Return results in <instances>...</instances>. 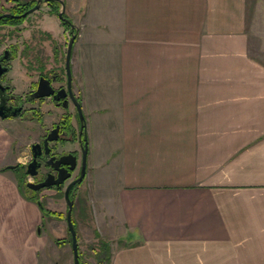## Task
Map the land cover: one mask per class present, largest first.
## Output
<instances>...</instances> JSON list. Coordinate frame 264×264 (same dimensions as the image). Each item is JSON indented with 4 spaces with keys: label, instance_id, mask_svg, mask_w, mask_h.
<instances>
[{
    "label": "crops",
    "instance_id": "obj_1",
    "mask_svg": "<svg viewBox=\"0 0 264 264\" xmlns=\"http://www.w3.org/2000/svg\"><path fill=\"white\" fill-rule=\"evenodd\" d=\"M256 14L254 0H104L101 23L89 12L87 47L101 51L72 59L92 114L89 165L95 132L103 167L121 176L116 190H93L96 224L118 242L104 264H264ZM18 119L0 117V264H42L44 211L13 168L34 140L15 134ZM116 127L119 139L101 135Z\"/></svg>",
    "mask_w": 264,
    "mask_h": 264
},
{
    "label": "rangeland",
    "instance_id": "obj_2",
    "mask_svg": "<svg viewBox=\"0 0 264 264\" xmlns=\"http://www.w3.org/2000/svg\"><path fill=\"white\" fill-rule=\"evenodd\" d=\"M30 1L31 0H0V11L9 10L12 8L11 5L14 2L18 5L19 3L24 4ZM63 1L66 7L65 14L73 20L79 31V40L74 43L72 59L73 56H83L86 52L89 53V51L90 53L91 51L93 53H97L98 50L101 51V48L95 46L93 42L91 43L97 48L87 47L86 41L90 39L91 32L89 33L86 25H88L89 12H93V10L97 14L96 20L100 23L102 22L104 0ZM254 3L256 11L260 13L255 16L256 28L259 35L258 39L261 42L263 41L264 47V0H254ZM54 9L58 11V6L43 4L40 9L32 13L25 21L19 22L18 26H5L0 28V54L4 49H11L14 55L21 57V59H15L11 62L13 71L8 73V76L14 78L16 93L25 95V93L29 91L30 82L37 79V72H32L31 78L26 75V68L28 67L26 64H28V61H30L29 70L36 69L34 65L36 66L42 62L39 57L42 59L54 57L56 64L61 65L63 68L65 67V55L71 33L70 29L58 18ZM98 35L99 45L103 36L102 30L98 32ZM46 63H48V65H54L52 61H46ZM72 66H74L73 63ZM78 95L80 99L83 100L82 95ZM34 104L39 106L46 116V127L49 128L51 122L60 114L61 109H58V112L48 99L45 103L39 104L38 102H34ZM100 107L101 105L99 104L97 108ZM48 110H51V114L56 113V116L50 117ZM82 111L85 119L86 113L88 114V118H90V120L92 119L91 112L85 111L83 108ZM11 127L15 134L20 137V140L24 141L28 139H38L39 135L43 132L38 126L30 127L20 119L17 120V123L12 124ZM108 133L111 134V137L114 136L116 140L120 138V129L117 127L109 129V131H106V134L103 133L102 129L101 135L103 134V137L105 135L106 139ZM90 138V149L92 153L89 165L88 152V173L83 181L76 186L71 196L75 201V206L72 211V220L77 232L81 263L100 264V262H104V260L110 257L112 245H116L118 242H109L105 237L109 234L104 233L102 227L99 228L96 224V212L101 211L99 208L101 201H99L98 198L102 196V193H109L116 190L121 184V176L119 174L110 175V167H103L104 164H102V161L104 156L97 151L98 146V150L103 152V139L101 138V144L97 145L98 139L95 137V132L90 133ZM68 148L69 147H67V149ZM107 154L108 152L105 156H107ZM94 157L97 158L95 161ZM95 162L97 163L96 166L94 165ZM98 162L100 163L98 164ZM105 162L106 160L104 163ZM28 179L33 180L31 177H28ZM26 180L27 177H20L22 190L31 194L25 187ZM93 190L99 191L100 196L99 193L94 194ZM63 195V191L57 192L55 188L35 192L36 198L43 203L45 209L41 230L47 239V250L42 264H73L71 234L66 223L67 203Z\"/></svg>",
    "mask_w": 264,
    "mask_h": 264
},
{
    "label": "flooded vegetation",
    "instance_id": "obj_3",
    "mask_svg": "<svg viewBox=\"0 0 264 264\" xmlns=\"http://www.w3.org/2000/svg\"><path fill=\"white\" fill-rule=\"evenodd\" d=\"M37 3H38V0H31L30 2L27 3L26 7H23L22 5H20L18 9L15 10L13 7L17 3L14 2L11 5L12 8L6 11H0V15L4 13H11L13 15H21L22 13L29 10ZM43 4H49L51 6H55V5L58 6V11H56L57 16H58V12L61 9V4L58 1H55V0L44 1L43 0L41 3V6ZM32 13L26 16H22L20 18L3 17L0 19V28L5 27V26L6 27L18 26V23L8 22V19L25 21ZM64 16L68 19H71L66 14H64ZM61 22H63V24L66 25L68 29H70L69 23L64 22L63 20H61ZM6 52H7V57H5ZM0 59H2L1 60L2 66L7 67V71L2 73L0 77V83L3 86V89H0V104L4 107L10 108L11 111L18 109L16 116H9L7 118H19L22 120H33L36 118L41 123V125L39 126L40 130L42 129L43 131L39 135L38 139H34L28 145L27 155L25 156L26 161L22 165L21 164L15 165L13 168L17 169V173L18 175H20V177H27V180L25 182V187L32 195L35 196L36 191L38 192V191H41L44 189H50V188H55L57 192L63 191V193L65 194L67 187L71 183L76 181L82 173L83 150L85 149L86 140L88 142V151H87V158H86L85 176L83 177V179L87 176V173H88L89 137H88V132H87V119H84L83 130L81 131L82 123L79 118L78 108L74 102V98L81 104L82 108L83 106H82V101L74 87L72 57H71V64H70L71 91L68 88V77H67V72H65L66 67L63 68L61 67V65L56 64V62L54 61V57L48 58V59L46 58L42 59L39 57V59L42 60V62L40 63L38 62L39 64H37L36 66L34 65L36 69L29 70L30 68L28 67L30 65L29 63L30 61H28V64H26L28 66L26 68V72H27L26 75L29 78H31L32 72H37L38 75L35 81L30 82L29 91L26 92L25 95L15 92L16 84H15L14 78L12 76H8L9 75L8 73L13 71V65L11 62L15 59H21V57H17L16 55H14L11 49H4L3 52L0 54ZM46 61H52L54 65H48ZM64 66H65V63H64ZM42 78L48 80L50 87L54 90V93L50 96L36 97L34 96V94L37 93L38 88H39V83ZM63 93L65 94V96H61ZM55 95H60V98L56 99L54 97ZM47 99L57 110L61 109L60 114L57 116H56V113L51 114V110L50 111L48 110L49 112L48 114L50 117L54 115L57 117L54 121L51 122L49 128L46 127L47 126L46 116L41 111L40 107L34 104V102H38L39 104L45 103ZM85 120H86V123H85ZM34 143H39L40 147H37L33 150L32 144ZM46 143L49 148L48 153H46V150H45ZM67 147L69 148L67 149ZM34 153L38 154L37 161L39 163V166L37 168V174L34 177H31L30 174L28 173V164L33 160ZM68 155L70 156L64 157ZM62 157H63V162L59 163L58 161ZM64 161H68V162L64 163ZM72 162L74 164V168L70 169ZM67 172L70 173V176L64 181V183H62L59 186L52 185L49 187L41 188L39 190H34L30 188L29 186H27L26 184L28 181H32L34 183L43 182L49 176H54L50 178L51 180H54L55 178H57V176L60 173L66 174ZM28 177H31L33 180L28 179ZM83 179L76 182L75 184L71 186L70 191H69L71 199H72L71 196L73 195V191L75 190L76 186H78L83 181ZM41 205L44 206L42 202H41ZM74 206H75V201H74L73 207Z\"/></svg>",
    "mask_w": 264,
    "mask_h": 264
},
{
    "label": "water",
    "instance_id": "obj_4",
    "mask_svg": "<svg viewBox=\"0 0 264 264\" xmlns=\"http://www.w3.org/2000/svg\"><path fill=\"white\" fill-rule=\"evenodd\" d=\"M43 0H38V3L36 5H34L32 8H30L29 10L25 11L24 13H22L21 15H13L11 13H4L2 15H0V19L3 17H14V18H20L22 16H26L36 10H38L41 6ZM44 1H51V0H44ZM58 1L61 4V9L58 12V18L63 20L64 22L69 23L70 25V33L71 36L69 38L68 44H67V50H66V56H65V67H66V72H67V77H68V88L71 91V69H70V64H71V57H72V51H73V46L75 43V40L77 38L78 35V28L77 26L74 24V22H72L71 19H68L64 16L65 14V3L63 0H55ZM5 57H7V52L5 54ZM1 60L0 59V77L2 75V73H4L5 71H7V67L2 66L1 64ZM0 89H3V86L0 83ZM54 93V90L50 87L48 80L42 78L40 80L39 83V88L36 94H34V96L36 97H44V96H50ZM61 96H65V94L63 93ZM56 99L60 98V95H55L54 96ZM74 102L77 105L78 108V113H79V118L80 121L82 123L81 125V131L83 130V122H84V115L82 112V107L81 104L74 98ZM17 110L15 109L13 111L10 110V108L8 107H4L0 104V117L1 118H7L9 116H16L17 115ZM54 131V130H53ZM52 131V132H53ZM47 142V141H46ZM40 147L39 143H34L32 144V149L34 150L35 148ZM45 150L46 153H48L49 148L47 146V143L45 145ZM87 151H88V142L87 140L85 141V149L83 150V167H82V173L80 175V177L74 181L73 183H71L64 194V198L65 201L67 203V212H66V223H67V227L68 230L71 234V248H72V252H73V264H80V255H79V245H78V240H77V232L76 229L74 227V223L72 220V209H73V205H74V201L70 198V188L73 184H75L76 182L80 181L83 179V177L85 176V170H86V158H87ZM68 156H64V157H69ZM37 157L38 154L34 153L33 154V160L28 164V173L30 174L31 177H34L37 174V168L39 166V163L37 161ZM59 163L63 162V157L58 161ZM68 161H64V163H67ZM74 168V164L72 162L70 169ZM70 176V173H66V174H59L57 176V178H55L54 180H51V177L54 176H49L45 181L40 182V183H34L32 181H28L26 184L27 186H29L30 188L34 189V190H39L41 188L44 187H49L52 185L55 186H59L62 183H64V181ZM38 205H41V202L38 201L37 202Z\"/></svg>",
    "mask_w": 264,
    "mask_h": 264
},
{
    "label": "trees",
    "instance_id": "obj_5",
    "mask_svg": "<svg viewBox=\"0 0 264 264\" xmlns=\"http://www.w3.org/2000/svg\"><path fill=\"white\" fill-rule=\"evenodd\" d=\"M28 3V2H27ZM27 3H24V4H16L15 5V7H13L15 10L16 9H18V7L20 6V5H22L23 7H26L27 6ZM54 11L56 12V9H54ZM8 22H11V23H19V22H21L20 20H14V19H8ZM29 199H31V200H33V201H39L37 198H36V196H34V195H31V197H29ZM41 208H42V210L43 211H45V209H44V206H42L41 205ZM108 259L109 258H107L106 260H104V262H100V264H104L105 262H107L108 261ZM80 264H82L81 263V260H80Z\"/></svg>",
    "mask_w": 264,
    "mask_h": 264
}]
</instances>
